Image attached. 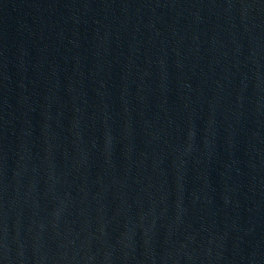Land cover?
I'll list each match as a JSON object with an SVG mask.
<instances>
[{
	"label": "water",
	"instance_id": "obj_1",
	"mask_svg": "<svg viewBox=\"0 0 264 264\" xmlns=\"http://www.w3.org/2000/svg\"><path fill=\"white\" fill-rule=\"evenodd\" d=\"M0 264H264V0H0Z\"/></svg>",
	"mask_w": 264,
	"mask_h": 264
}]
</instances>
